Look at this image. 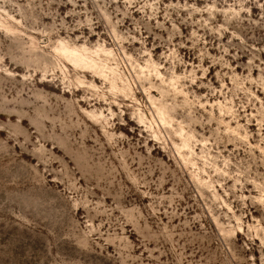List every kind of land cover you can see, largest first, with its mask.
<instances>
[{
  "label": "rangeland",
  "instance_id": "rangeland-1",
  "mask_svg": "<svg viewBox=\"0 0 264 264\" xmlns=\"http://www.w3.org/2000/svg\"><path fill=\"white\" fill-rule=\"evenodd\" d=\"M0 264H264V0H0Z\"/></svg>",
  "mask_w": 264,
  "mask_h": 264
},
{
  "label": "bare ground",
  "instance_id": "bare-ground-1",
  "mask_svg": "<svg viewBox=\"0 0 264 264\" xmlns=\"http://www.w3.org/2000/svg\"><path fill=\"white\" fill-rule=\"evenodd\" d=\"M62 50L65 51V57L67 56L69 60H71L74 64L80 63L89 68L96 67V61L93 60L91 57L81 54L77 50H69V48L66 47H62Z\"/></svg>",
  "mask_w": 264,
  "mask_h": 264
}]
</instances>
